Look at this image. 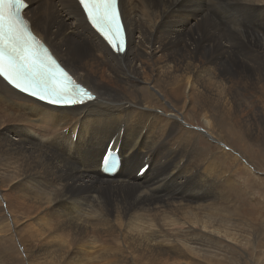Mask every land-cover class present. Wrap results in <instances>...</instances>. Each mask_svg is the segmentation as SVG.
<instances>
[{
  "label": "bare ground",
  "instance_id": "1",
  "mask_svg": "<svg viewBox=\"0 0 264 264\" xmlns=\"http://www.w3.org/2000/svg\"><path fill=\"white\" fill-rule=\"evenodd\" d=\"M119 2L123 55L69 0H31L34 32L97 98L54 108L0 79V264H65L86 235L125 263L227 264L228 247L258 240V223L247 230L238 198L239 166L250 163L232 136L243 139L237 133L250 124L239 104L250 94L242 73L264 91V0H228L215 12L211 0ZM192 117L204 128L196 131ZM194 132L239 156L237 168L218 167ZM247 133L253 144L264 138ZM111 144L124 168L104 178L100 158ZM138 155L151 157L144 182ZM202 157L206 164L194 166Z\"/></svg>",
  "mask_w": 264,
  "mask_h": 264
},
{
  "label": "snow or ice",
  "instance_id": "2",
  "mask_svg": "<svg viewBox=\"0 0 264 264\" xmlns=\"http://www.w3.org/2000/svg\"><path fill=\"white\" fill-rule=\"evenodd\" d=\"M195 5L196 0H185ZM75 10L116 55L127 51L126 31L121 20L119 0H69ZM228 0H211L207 7L226 11ZM31 0H0V79L12 89L56 107L75 106L95 97L61 67L27 18ZM115 152L105 151L106 160ZM118 158V157H117Z\"/></svg>",
  "mask_w": 264,
  "mask_h": 264
},
{
  "label": "rangeland",
  "instance_id": "3",
  "mask_svg": "<svg viewBox=\"0 0 264 264\" xmlns=\"http://www.w3.org/2000/svg\"><path fill=\"white\" fill-rule=\"evenodd\" d=\"M264 34V33H263ZM261 35L264 38V35ZM242 80L244 86L249 89L250 94L246 98V104L240 99L239 104L242 108L246 109L245 116L250 124H244V130L239 131L237 135L243 139L236 138L233 139L236 145V149L242 150V152H236L238 155H243L245 160L250 163V166L245 165L242 167V175L245 178L244 184L242 186V193L238 195L240 201L243 202L244 216L246 220L247 230L251 229L252 221L254 219L256 228L258 229L259 237L258 240H252L250 236L244 241V244L238 247H228V254L224 258V262L227 264H264V138L257 140L254 144L250 140V136L247 133V129L250 128L251 131L259 132L264 135V91L261 89H252V87L257 83L249 75L242 73ZM163 100V99H161ZM167 105V104H166ZM171 111V109H169ZM169 111V112H170ZM192 125L187 124L186 129L192 126L196 131H199V127L204 128L202 123L195 120L194 117L188 119ZM98 126H95L97 128ZM194 135V136H193ZM193 138L198 139L200 146L204 147L206 150L211 149V153L217 156V165L223 170L229 172L233 171L237 167V160L240 158L236 157L232 151L221 152L218 147L210 146V143L203 138L201 135L194 132ZM197 137V138H196ZM232 142L227 143L230 148L234 147ZM241 142V143H240ZM202 143V144H201ZM245 145V146H244ZM214 147V148H213ZM232 152V153H231ZM210 153V155H211ZM224 153L229 154L226 156ZM203 160L205 158L202 157ZM198 160H201L198 159ZM206 160L202 163H196L194 166L205 165ZM177 167V166H175ZM175 172V169H174ZM184 175V174H182ZM138 179L135 177V180ZM229 186L232 187L234 184V176H229ZM163 182V181H161ZM167 182V181H165ZM168 184V183H167ZM240 188V186H237ZM167 190V191H166ZM165 192H168V187ZM164 193V196L165 194ZM167 195V194H166ZM231 199H234V191L230 190ZM165 198V197H164ZM258 218L259 220H256ZM230 222V221H229ZM254 224V222H253ZM25 235L30 234L32 228L25 227ZM85 236V235H83ZM35 246L38 247L37 243ZM222 249V250H226ZM184 264H188L189 260L182 259ZM26 264H50L48 262L44 263H26ZM65 264H130L123 262L118 256H115L113 250L107 251L103 249L100 244L91 242L90 235H86L83 240V247L77 248L72 251L69 260ZM206 264V263H204Z\"/></svg>",
  "mask_w": 264,
  "mask_h": 264
},
{
  "label": "clouds",
  "instance_id": "4",
  "mask_svg": "<svg viewBox=\"0 0 264 264\" xmlns=\"http://www.w3.org/2000/svg\"><path fill=\"white\" fill-rule=\"evenodd\" d=\"M181 170V169H180ZM129 182V181H128Z\"/></svg>",
  "mask_w": 264,
  "mask_h": 264
}]
</instances>
